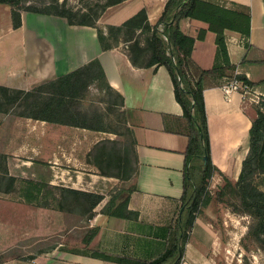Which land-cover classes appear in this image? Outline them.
<instances>
[{"label": "crops", "instance_id": "obj_1", "mask_svg": "<svg viewBox=\"0 0 264 264\" xmlns=\"http://www.w3.org/2000/svg\"><path fill=\"white\" fill-rule=\"evenodd\" d=\"M204 1L225 9L248 10L249 35L224 30L223 39L227 59L235 65L234 73L256 84L247 85L249 90L244 94L234 93L226 98L220 85L227 76L202 77L210 158L216 168L210 186L217 189L222 184V176L233 184L237 182L248 150L252 118L260 97L264 96V1ZM166 2L124 0L105 8L96 26L102 30L110 25L120 26L140 11L154 25ZM20 17L21 26L14 29L10 7L0 4V87L32 92L97 60L108 85L121 97L122 108L133 117L132 188L128 192L127 209L137 216L132 219L102 214L100 210L107 202L104 200L92 221L96 232L88 246L84 244L79 251L71 252L62 248L70 245L66 240L47 239V249L40 248L44 244L39 246V208L33 205L18 208L16 213H30V223L24 228L23 216H20L1 228L0 264H120L113 257L156 261L172 243L181 205L183 151L188 130L167 70L164 66L136 68L120 47L102 50L93 27L70 25L63 17L29 11H22ZM207 27L205 22L195 19L179 22V28L192 37ZM216 40L217 34L209 30L203 40H195L187 58L194 81L201 77L203 70L224 65ZM49 91L50 87H45L42 101L48 100ZM16 106L17 102L9 109H0V156L4 157L5 170L15 182L29 181L75 190L93 187L95 182L100 190L109 183L116 184L120 171L117 160L122 156V148L115 137L99 130L22 116L21 108ZM104 143L115 144L116 172L105 170L94 160L95 152ZM219 212L223 210L218 211L211 198L194 216L180 264L218 263L222 229L215 225V220ZM18 245L29 249H9ZM87 248L90 251L84 252ZM17 251L21 254L14 255ZM94 251L111 258L94 256ZM162 264H171V261Z\"/></svg>", "mask_w": 264, "mask_h": 264}, {"label": "trees", "instance_id": "obj_2", "mask_svg": "<svg viewBox=\"0 0 264 264\" xmlns=\"http://www.w3.org/2000/svg\"><path fill=\"white\" fill-rule=\"evenodd\" d=\"M122 1L124 0H108L99 13L89 20L77 19L79 13L64 9L65 3H59L58 0L48 2L43 0L41 5L34 9H25L20 0H0V4H6L10 7V19L14 29L21 26L20 14L22 11L42 15H56L65 18L70 25L93 27L97 31L98 42L102 50L118 47L111 45L109 42L118 40V35L130 27L132 29L128 31L123 41L126 48L121 49L132 66L154 69L157 66L165 67L173 85L174 98L180 105L182 116L188 126L187 144L183 151L184 168L182 195L180 197L181 205L174 225L172 243L156 261H142L126 257L113 258L120 264H162L165 261H171V264H180L194 216L211 199L208 185L212 175L216 172L210 158L207 118L202 97V77L205 75L211 78L234 76L246 85H256L248 81L245 76L234 73L235 65L230 64L227 59L223 39L224 30H233L248 36L250 16L247 9H225L218 4L204 0H167L162 15L154 25H150L146 21L145 13L140 11L122 25L107 26L108 32H103L102 29L96 26V20L100 13L108 6ZM185 18L200 20L205 22L208 27L207 29H201L196 37L189 36L179 28V22ZM139 19L141 22H136ZM206 30L217 34L216 42L224 60V65L203 70L201 77L194 81L187 67V58L192 52L195 40H203ZM143 31L149 33L147 51L139 47L141 44L139 38ZM136 55L138 58H142L141 62L138 61ZM47 86L50 87V96L45 102L41 100V93ZM92 86L97 91L108 90L114 93L108 85L102 67L97 60L90 61L46 85L39 86L32 92L13 91L16 95L10 97L9 101L17 102L18 107L21 108L19 114L22 116L94 129L87 122L88 115L82 110L81 101L86 98L85 96ZM0 91L7 92L9 90L0 87ZM116 95L122 105L121 97L118 94ZM263 136L264 96L260 97L256 114L252 118L248 150L245 159L242 161L237 182L233 184L225 176H222V184L213 193L218 211L223 210L224 206L227 205L231 213L249 218L245 234L240 239V245L245 252H248L251 248L260 249L264 252V191L253 182L256 168L261 164ZM203 156L206 157L205 161H203ZM0 157L4 159L3 156ZM191 161L192 163H190ZM4 175L7 177L8 186L2 192L9 193L15 183V178L9 176L6 170H4ZM27 183L36 184L29 181ZM36 185H40L41 195L44 196L50 192L54 194V192L65 189V187L48 184L39 183ZM65 190L89 198L91 208H94L103 200L100 194L71 188ZM128 197L127 194L115 205L111 204L112 200L110 199L101 208L100 212L107 216L136 218L137 214L127 209ZM217 220L221 224L220 212ZM95 232L94 229V234ZM92 255L104 259L111 258L109 255L97 251L92 252Z\"/></svg>", "mask_w": 264, "mask_h": 264}, {"label": "rangeland", "instance_id": "obj_3", "mask_svg": "<svg viewBox=\"0 0 264 264\" xmlns=\"http://www.w3.org/2000/svg\"><path fill=\"white\" fill-rule=\"evenodd\" d=\"M42 1L20 0L25 9L37 8L41 5ZM48 1L52 0H44V2ZM58 2L65 3L64 9H70L74 13L78 12L77 19L89 20L99 13L108 0H58ZM136 22H141V20H136ZM130 29L132 28H126L118 35V40H111L109 43L120 48H126L123 41ZM102 31L106 33L108 29L106 28V30ZM136 38L138 39V37ZM148 38L149 33L147 31L141 32V37L139 38L141 44L139 47L146 51L148 49ZM141 60L142 58H138L139 62ZM15 95L16 93L13 91H0V108L9 109L14 103L13 101H9V98ZM82 105V110L88 115L87 122L89 125L94 130L100 129L99 131L104 132L106 135L115 137L117 143H119L120 150L122 148L120 160H117L114 156L115 144L104 143L94 155L95 162L101 164L109 172H116L114 164L116 160L119 162L118 181L116 184L109 183L101 190L97 187L96 182L93 184V187L86 188L83 186L84 190H79L95 194H99V192L103 193V200L94 208L90 207L89 198L79 193L67 191L65 190L66 188L54 192V194L50 192L44 196L41 195L40 185L18 181L14 183L9 193H4L2 191L8 186V181L6 175H4V159L0 157V233H2L1 228L5 224L14 223L20 216H23V227L26 228L30 223V213L20 214L16 212L18 208H30L33 205L39 208V246L44 244L40 248L47 249L45 245L47 239L55 241L66 240L69 241L70 245L62 246L63 250L71 252L79 251L78 248H83L84 244L88 246V243L92 239L95 229L92 226V221L94 216L99 212L101 203L104 200L109 201L111 199V204L115 205L132 188L130 177L133 146L131 120L133 117L122 108L118 96L108 90L97 91L96 89H91L87 94L86 101ZM253 182L264 191V136L261 164L256 168ZM210 184L209 182L208 191L211 198H213L216 188L211 187ZM220 216L221 224L218 220H215V225L222 229L220 231L222 233V243L217 254V264H264L263 251L251 248L248 252H245L240 245V239L245 234L249 218L231 213L227 205L224 206L223 212H220ZM26 223L28 224L25 225ZM12 228H14L13 225ZM22 247L20 245L11 246L9 249L12 251L16 249H22L23 251H25V248L29 249V246L28 248ZM85 251H90V249L87 248ZM13 254L19 255L21 252H13Z\"/></svg>", "mask_w": 264, "mask_h": 264}, {"label": "built area", "instance_id": "obj_4", "mask_svg": "<svg viewBox=\"0 0 264 264\" xmlns=\"http://www.w3.org/2000/svg\"><path fill=\"white\" fill-rule=\"evenodd\" d=\"M220 89L223 95L228 98L234 93L244 94L248 89V86L241 81H238L234 76L224 77V81L220 85Z\"/></svg>", "mask_w": 264, "mask_h": 264}, {"label": "water", "instance_id": "obj_5", "mask_svg": "<svg viewBox=\"0 0 264 264\" xmlns=\"http://www.w3.org/2000/svg\"><path fill=\"white\" fill-rule=\"evenodd\" d=\"M205 158H206V157H205V156H203V161H205Z\"/></svg>", "mask_w": 264, "mask_h": 264}]
</instances>
